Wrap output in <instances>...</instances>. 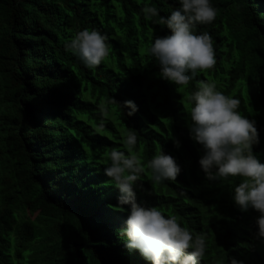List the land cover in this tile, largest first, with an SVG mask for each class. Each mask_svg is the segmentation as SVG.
I'll return each mask as SVG.
<instances>
[{
	"label": "trees",
	"instance_id": "obj_1",
	"mask_svg": "<svg viewBox=\"0 0 264 264\" xmlns=\"http://www.w3.org/2000/svg\"><path fill=\"white\" fill-rule=\"evenodd\" d=\"M211 3L216 18L197 31L212 36L216 64L177 88L159 78L146 47L150 36L170 34L159 20L178 0H0V264H150L125 248L119 231L129 206L118 204L120 193L99 164L130 131L145 165L160 148L181 169L175 183L154 189L146 170L134 188L139 206L160 207L205 232L199 264H264L259 214L231 199L239 178H205L184 99L200 80L234 91L241 114L255 122L252 150L264 163V0ZM148 8L159 15L146 19ZM85 27L110 46L95 69L63 48ZM113 99L134 101L137 113L127 117Z\"/></svg>",
	"mask_w": 264,
	"mask_h": 264
},
{
	"label": "clouds",
	"instance_id": "obj_2",
	"mask_svg": "<svg viewBox=\"0 0 264 264\" xmlns=\"http://www.w3.org/2000/svg\"><path fill=\"white\" fill-rule=\"evenodd\" d=\"M178 5L159 20L170 34L150 36L146 54L158 65L161 80L177 88H187L199 73L216 64L212 36L197 29L211 24L217 11L211 0H178ZM145 11L146 19L159 15L156 8ZM63 48L87 69H95L110 55L107 37L87 27L73 31L63 41ZM184 99L190 139L203 151L198 163L205 178L221 183L239 178L231 189V199L240 211L251 208L259 214L256 236L264 239V163L252 150L259 143L255 122L241 114L240 100L235 98L234 91L225 94L211 80L197 81L195 90ZM108 103L117 104L129 118L138 111L131 100L117 103L113 99ZM101 112L109 114L106 106L101 107ZM174 143L179 147L178 142ZM136 146L137 136L130 131L121 138L119 148L103 153L99 160L108 182L120 193L118 204L129 206L126 226L119 231L125 238V248L137 250L150 264H199L208 248L205 232L182 226L176 215L165 214L160 207L145 208L136 203L134 188L140 187L138 182L145 179L146 170L147 180L154 189L166 182L175 183L180 167L160 148L145 165L135 152ZM228 264L242 262L231 259Z\"/></svg>",
	"mask_w": 264,
	"mask_h": 264
}]
</instances>
